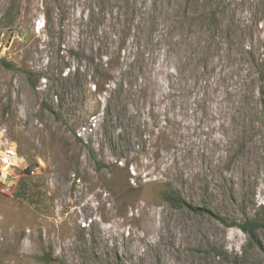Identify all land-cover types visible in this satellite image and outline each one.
<instances>
[{"label": "rangeland", "instance_id": "obj_1", "mask_svg": "<svg viewBox=\"0 0 264 264\" xmlns=\"http://www.w3.org/2000/svg\"><path fill=\"white\" fill-rule=\"evenodd\" d=\"M1 59L0 264H264V0H0Z\"/></svg>", "mask_w": 264, "mask_h": 264}, {"label": "trees", "instance_id": "obj_2", "mask_svg": "<svg viewBox=\"0 0 264 264\" xmlns=\"http://www.w3.org/2000/svg\"><path fill=\"white\" fill-rule=\"evenodd\" d=\"M1 63H3V65L10 67V65L4 60L1 59L0 60ZM32 76V72L30 71H26V77H27V81L29 82V84L34 87L36 85V81L37 78H33ZM105 80H108V78L103 77L101 80L96 81V83L94 84V89L95 90H100V82H103ZM42 106L45 107L49 112L53 113V110L48 107L45 103H42ZM9 108V100H7V102L4 104V106L1 108V115L3 116L6 112L7 109ZM16 137H11V140L14 141L15 143L18 144V141L16 140ZM76 141H79L80 138L75 137ZM16 144V145H17ZM18 148V147H17ZM101 164L97 163V167H100ZM31 166L26 167V172H29ZM26 183L21 182V188H19V190L16 192L19 195H24L25 191L22 190L24 189ZM20 187V186H19ZM26 190V188H25ZM160 197L167 203L169 204L171 207L174 208H184L190 212L193 213H197V214H204V212H212V210L207 207L206 204H202L200 206L197 205H192L190 203H188L179 193L176 189L168 186L166 189H163L160 193ZM220 220H222L221 218H219ZM237 225V227L242 230L243 232H245L248 235V239L250 243H257V230L261 227H264V222H262V220L260 219H256V218H248L245 219L242 222L239 223H235ZM40 260H42L43 264H51L50 260H52V253L49 251L44 252L40 257Z\"/></svg>", "mask_w": 264, "mask_h": 264}, {"label": "built area", "instance_id": "obj_3", "mask_svg": "<svg viewBox=\"0 0 264 264\" xmlns=\"http://www.w3.org/2000/svg\"><path fill=\"white\" fill-rule=\"evenodd\" d=\"M85 127L87 126L80 127L77 137L86 131ZM27 165L24 155L18 151L16 143L11 140L7 127L0 119V184H11L18 176L16 172L25 171Z\"/></svg>", "mask_w": 264, "mask_h": 264}]
</instances>
